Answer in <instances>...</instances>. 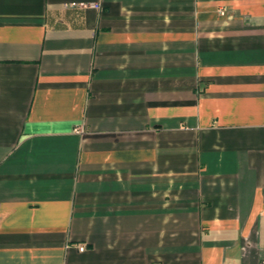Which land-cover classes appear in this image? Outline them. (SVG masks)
<instances>
[{"label": "crops", "instance_id": "crops-1", "mask_svg": "<svg viewBox=\"0 0 264 264\" xmlns=\"http://www.w3.org/2000/svg\"><path fill=\"white\" fill-rule=\"evenodd\" d=\"M262 260L264 0H0V264Z\"/></svg>", "mask_w": 264, "mask_h": 264}, {"label": "built area", "instance_id": "built-area-1", "mask_svg": "<svg viewBox=\"0 0 264 264\" xmlns=\"http://www.w3.org/2000/svg\"><path fill=\"white\" fill-rule=\"evenodd\" d=\"M94 7H96V6H94ZM78 250L80 252H83L84 251V247L81 246V247L78 248ZM260 264H264V260H262Z\"/></svg>", "mask_w": 264, "mask_h": 264}]
</instances>
